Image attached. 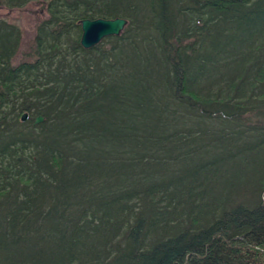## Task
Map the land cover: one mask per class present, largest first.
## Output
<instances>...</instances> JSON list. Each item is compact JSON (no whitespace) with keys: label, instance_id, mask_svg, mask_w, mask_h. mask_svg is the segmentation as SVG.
<instances>
[{"label":"trees","instance_id":"1","mask_svg":"<svg viewBox=\"0 0 264 264\" xmlns=\"http://www.w3.org/2000/svg\"><path fill=\"white\" fill-rule=\"evenodd\" d=\"M41 1L16 65L0 17V264H264V0Z\"/></svg>","mask_w":264,"mask_h":264},{"label":"rangeland","instance_id":"2","mask_svg":"<svg viewBox=\"0 0 264 264\" xmlns=\"http://www.w3.org/2000/svg\"><path fill=\"white\" fill-rule=\"evenodd\" d=\"M0 17L5 18L8 22H11V23L13 22V23L18 24L21 28V31H22V36H21V40H20L21 42L19 44V48L17 50V53L12 56L13 57L12 58V64L16 65V64L20 63L22 60L26 59L27 56H25V53L31 51V49L34 47V41H35V37H36L37 31H38V28L44 22V20L49 17L47 4L44 1L36 0V1H33V2L26 4L25 6H23L21 8H18V9L0 8ZM118 17L124 18L127 20V24L125 26V28H126L128 23H129V19L126 17H121V16H118ZM115 18H117V17H109V18H103V19H115ZM87 19H90V18H87ZM97 19H99V18H97ZM92 20H94V19H92ZM124 29H123V31H124ZM82 35H83V29H82ZM106 37H108V36H106ZM81 38H82V36H81ZM103 39L101 40V42L103 41ZM81 45H82V42H81ZM84 48H86V47H84ZM43 119H44V117H43ZM38 123H41V122H38ZM38 123H35V124H38ZM117 168L122 171L121 174H123V176L129 175L131 173V167L129 164H126L125 166H123L121 168L120 167H117ZM252 168H255V167H252ZM121 174H119L115 177L116 181L121 180ZM112 181L114 182V180H112ZM243 192H245V191L242 189V191H240V193H243ZM263 198H264V193H263Z\"/></svg>","mask_w":264,"mask_h":264},{"label":"water","instance_id":"3","mask_svg":"<svg viewBox=\"0 0 264 264\" xmlns=\"http://www.w3.org/2000/svg\"><path fill=\"white\" fill-rule=\"evenodd\" d=\"M126 24L127 20L119 17L115 19H84L82 20V45L86 48H90L100 43L106 36L119 35L125 28ZM27 117L28 114L25 113L22 119L26 120ZM43 120V116H38L35 123L42 122Z\"/></svg>","mask_w":264,"mask_h":264},{"label":"bare ground","instance_id":"4","mask_svg":"<svg viewBox=\"0 0 264 264\" xmlns=\"http://www.w3.org/2000/svg\"><path fill=\"white\" fill-rule=\"evenodd\" d=\"M24 114H25V113H24ZM24 114H23V115H24ZM263 200H264V198H263Z\"/></svg>","mask_w":264,"mask_h":264}]
</instances>
